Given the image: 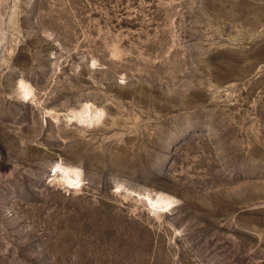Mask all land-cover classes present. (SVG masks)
<instances>
[{
    "label": "rangeland",
    "instance_id": "1",
    "mask_svg": "<svg viewBox=\"0 0 264 264\" xmlns=\"http://www.w3.org/2000/svg\"><path fill=\"white\" fill-rule=\"evenodd\" d=\"M0 264H264V0H0Z\"/></svg>",
    "mask_w": 264,
    "mask_h": 264
},
{
    "label": "bare ground",
    "instance_id": "2",
    "mask_svg": "<svg viewBox=\"0 0 264 264\" xmlns=\"http://www.w3.org/2000/svg\"><path fill=\"white\" fill-rule=\"evenodd\" d=\"M25 85V84H24ZM28 93V92H27ZM62 167L60 165H55V174L56 172L61 169ZM82 179L80 178V175L76 173L75 176L73 175H70L69 173H67V183L70 184V185H78V184H81L82 182ZM145 201L151 203V206L152 207H160L162 210H166L165 207L169 206L172 204L171 200L169 198H167L165 200V204H163L162 201L158 200L157 198H154L150 195H145Z\"/></svg>",
    "mask_w": 264,
    "mask_h": 264
}]
</instances>
